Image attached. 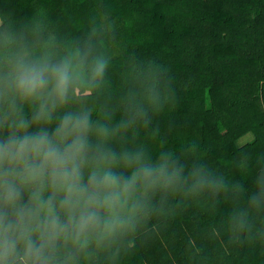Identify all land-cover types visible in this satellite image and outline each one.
Returning a JSON list of instances; mask_svg holds the SVG:
<instances>
[{"label": "trees", "instance_id": "obj_1", "mask_svg": "<svg viewBox=\"0 0 264 264\" xmlns=\"http://www.w3.org/2000/svg\"><path fill=\"white\" fill-rule=\"evenodd\" d=\"M77 49L108 60L103 77L85 73L52 120L27 131L51 134L64 113L88 111L109 129L105 149L151 163L167 155L181 174L168 186L138 185L125 224L91 234L83 249L61 242L54 264H264V0H0V81L14 54L59 60ZM9 99L0 95V142L39 106L17 99L16 115ZM138 109L146 116L118 128ZM89 141L101 143L95 133ZM196 170L223 187L198 186Z\"/></svg>", "mask_w": 264, "mask_h": 264}, {"label": "clouds", "instance_id": "obj_2", "mask_svg": "<svg viewBox=\"0 0 264 264\" xmlns=\"http://www.w3.org/2000/svg\"><path fill=\"white\" fill-rule=\"evenodd\" d=\"M88 57L87 50L79 49L59 60L48 51L39 58L20 52L12 56L0 81V95H10L8 105L16 115L17 99L39 101L32 120L14 119L8 125L13 131L0 142V264H54L61 242L71 240L83 249L91 234L109 236L125 224L122 213L138 185L147 190L180 179L181 169L170 164L167 155L151 163L139 151L118 156L105 149L102 142L109 129L93 124L88 111L64 113L51 134L46 128L27 131L31 124L49 123L85 73L92 81L103 77L108 60ZM146 100L157 108L159 93L148 88ZM143 116L146 113L138 109L118 128L127 129ZM92 133L101 141L95 148L89 141ZM117 166L131 168V175L117 174L113 171ZM85 168H90L86 180ZM193 175L198 186L207 184L217 191L223 187L222 180L210 179L202 170ZM259 183L264 185V176ZM24 193L26 203L21 202Z\"/></svg>", "mask_w": 264, "mask_h": 264}, {"label": "rangeland", "instance_id": "obj_3", "mask_svg": "<svg viewBox=\"0 0 264 264\" xmlns=\"http://www.w3.org/2000/svg\"><path fill=\"white\" fill-rule=\"evenodd\" d=\"M252 139V136L250 134L243 136L242 138L239 139L238 145L242 146L245 145L248 141Z\"/></svg>", "mask_w": 264, "mask_h": 264}]
</instances>
